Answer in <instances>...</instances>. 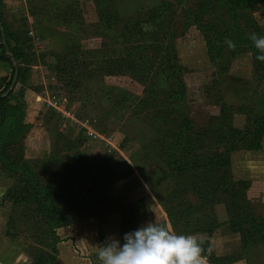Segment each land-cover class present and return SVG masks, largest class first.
I'll use <instances>...</instances> for the list:
<instances>
[{
    "label": "rangeland",
    "instance_id": "1",
    "mask_svg": "<svg viewBox=\"0 0 264 264\" xmlns=\"http://www.w3.org/2000/svg\"><path fill=\"white\" fill-rule=\"evenodd\" d=\"M15 2L4 15L25 70L14 88L27 129L7 151L16 171L1 170L11 188L33 174L70 221L41 243L27 208L4 201L5 231L26 259L101 264L109 237L123 245L126 233L156 223L195 236L208 264H264V135L253 143L264 62L255 69L249 39L264 36V5ZM77 155L89 161L79 175Z\"/></svg>",
    "mask_w": 264,
    "mask_h": 264
},
{
    "label": "trees",
    "instance_id": "2",
    "mask_svg": "<svg viewBox=\"0 0 264 264\" xmlns=\"http://www.w3.org/2000/svg\"><path fill=\"white\" fill-rule=\"evenodd\" d=\"M246 1L248 0H231L230 3L231 5L235 4V6L236 3H242L241 6H245ZM259 1L264 5V0ZM154 18L156 17L151 16L150 19L154 20ZM214 28V26H208L206 27V30L210 31ZM130 29H134V31L138 34L142 33V28L138 24L130 25ZM10 36L9 33L7 34V32H5L6 44L2 45L0 43V61L8 63L12 69L10 77L6 82L4 80V88L2 89V91H0V164H2V170L5 172L10 169L16 171L13 162L9 159L10 156L7 151H9L8 148L10 147V145L17 142L27 129V125L24 123L25 104L22 100V91L17 90L16 87L9 93V95L3 98L1 97L9 89L13 80L15 69L12 63V59L14 61H18L21 58L20 55L13 54V56H9L7 49L10 50V53L12 52V42ZM252 54L254 55V57H256L259 53L257 49H252ZM261 66L262 62L256 59L254 61L255 69H259ZM17 67L18 84L23 81L25 70L19 63ZM260 108L259 119L257 120V124L255 127V138L253 141V143L257 144L256 149L258 148V145L260 144L261 139L264 135V99L260 102ZM76 159L77 164L76 167L73 168V170L77 175H79L80 172H84L88 169L89 161H87V158H84L80 155H77ZM26 173L28 176L27 179L19 182L22 184V187H20V189L19 187H12L7 189L4 193L3 201L11 200L14 207L16 205H20L24 206V209L27 208L28 213L30 214L29 216H27V220H33L31 232H33L35 237L40 239V242L43 243L46 242L47 238L56 236L55 229L60 226L67 225L68 223H70V221L65 219V217L62 215L61 208L58 206V204H55V200L57 199L55 198V196H52L53 194L51 190L46 187H42L39 181L35 179V176L29 173L27 170ZM19 191L21 192L19 193ZM169 212L170 211H167L166 214L171 217V212ZM170 220H172V217L170 218ZM54 246V244L49 245V248L52 249L53 252L55 250ZM46 254L47 253L45 252L34 254L31 258V264H51L50 260H53V257L52 259L48 260Z\"/></svg>",
    "mask_w": 264,
    "mask_h": 264
},
{
    "label": "clouds",
    "instance_id": "3",
    "mask_svg": "<svg viewBox=\"0 0 264 264\" xmlns=\"http://www.w3.org/2000/svg\"><path fill=\"white\" fill-rule=\"evenodd\" d=\"M249 39L258 51L256 59L264 62V36L255 32ZM230 50L235 49L231 40H226ZM124 243L109 237L98 247L101 264H208L202 256V242L193 235H178L167 225L149 223L134 232L126 233Z\"/></svg>",
    "mask_w": 264,
    "mask_h": 264
},
{
    "label": "crops",
    "instance_id": "4",
    "mask_svg": "<svg viewBox=\"0 0 264 264\" xmlns=\"http://www.w3.org/2000/svg\"><path fill=\"white\" fill-rule=\"evenodd\" d=\"M16 0H0V43H2V32L7 34L9 32V24L5 18V11H7V7H10V3L15 2ZM13 8H17V4H12ZM14 11V10H13ZM13 15H10L12 18ZM11 37V36H10ZM12 40V39H11ZM12 47V46H11ZM9 56H12L10 50L7 49ZM12 72L11 66L8 63H4L0 61V91L4 88V80L5 82L10 77ZM9 181L6 179L4 173L1 170L0 166V264H31V259H26V255L19 250V248L15 245L11 236L5 231L4 225V201L3 196L7 189L11 188Z\"/></svg>",
    "mask_w": 264,
    "mask_h": 264
},
{
    "label": "built area",
    "instance_id": "5",
    "mask_svg": "<svg viewBox=\"0 0 264 264\" xmlns=\"http://www.w3.org/2000/svg\"><path fill=\"white\" fill-rule=\"evenodd\" d=\"M45 105L48 108L54 109L55 111L62 113L63 107H62L61 103L59 102V100L47 99V101H45ZM72 121L77 122L74 119H72ZM87 123H88V121H84L83 123H78V124L80 125L81 128H84L85 131L87 130L86 133L89 136L95 137V133L92 130H90L89 128H87Z\"/></svg>",
    "mask_w": 264,
    "mask_h": 264
},
{
    "label": "water",
    "instance_id": "6",
    "mask_svg": "<svg viewBox=\"0 0 264 264\" xmlns=\"http://www.w3.org/2000/svg\"><path fill=\"white\" fill-rule=\"evenodd\" d=\"M2 43L3 45L6 44L5 42V33L2 32ZM8 51V50H7ZM12 63H13V66H14V69H15V73H14V76H13V80H12V83L9 87V89L1 96L2 98L9 95V93L12 91V89L14 88L15 84H16V81H17V78H18V67L15 63V61L12 59Z\"/></svg>",
    "mask_w": 264,
    "mask_h": 264
}]
</instances>
